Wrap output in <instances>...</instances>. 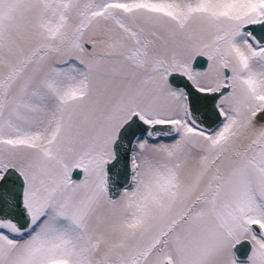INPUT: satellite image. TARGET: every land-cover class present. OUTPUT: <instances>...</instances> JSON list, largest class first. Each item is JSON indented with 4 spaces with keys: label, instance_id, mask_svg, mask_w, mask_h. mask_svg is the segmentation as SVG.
<instances>
[{
    "label": "snow or ice",
    "instance_id": "1",
    "mask_svg": "<svg viewBox=\"0 0 264 264\" xmlns=\"http://www.w3.org/2000/svg\"><path fill=\"white\" fill-rule=\"evenodd\" d=\"M0 264H264V0H0Z\"/></svg>",
    "mask_w": 264,
    "mask_h": 264
}]
</instances>
